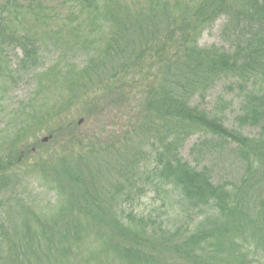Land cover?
<instances>
[{
    "label": "trees",
    "instance_id": "1",
    "mask_svg": "<svg viewBox=\"0 0 264 264\" xmlns=\"http://www.w3.org/2000/svg\"><path fill=\"white\" fill-rule=\"evenodd\" d=\"M222 16L234 30L232 45L200 46L204 30ZM49 42L62 53L35 74L40 46ZM16 49L17 64L10 55ZM78 51L82 67L69 58ZM25 76L36 82L34 95L15 105L10 92ZM222 82L237 100V125H226L217 111L223 95L212 110L192 103ZM129 84L136 86L120 91ZM98 86L119 91L112 103L137 112L134 138H126L134 152L121 171L138 173L114 168L119 175L101 180L88 173L94 166L86 162L82 172L49 150L35 164L58 159L47 164L53 177L43 178L61 205L40 215L4 197L24 180L12 169L30 141L46 128L71 132L70 123L58 130L51 124ZM1 109L0 264H264V0H2ZM246 127L256 133L245 134ZM196 134L216 141L228 176L194 163L199 143L192 160L183 157ZM44 164L39 176L49 173ZM231 165L242 170L238 181ZM138 180L141 188L164 189L165 200L141 211L138 197L147 188L136 195Z\"/></svg>",
    "mask_w": 264,
    "mask_h": 264
},
{
    "label": "rangeland",
    "instance_id": "2",
    "mask_svg": "<svg viewBox=\"0 0 264 264\" xmlns=\"http://www.w3.org/2000/svg\"><path fill=\"white\" fill-rule=\"evenodd\" d=\"M23 1L28 2L31 0ZM127 1L137 2L139 0ZM42 2L45 4L54 3L61 5L62 0H42ZM227 27H229L227 19L224 16L220 17L211 27L204 30L201 37L199 38L200 46L208 47L211 45H217L225 48L230 47L233 42L231 40L234 39V37H231V32L234 33V30L232 31L231 29L229 31L227 30ZM61 50V46L54 45L52 42L41 45V63L37 68L33 69L35 71L34 73H41L47 68L52 67L59 59V56L62 53ZM82 53L83 52L78 51L76 54H71L69 57L72 62H76L81 67L83 66L82 60L85 56L84 53ZM20 54L21 50L19 49L10 51L13 63H18L19 57L21 56ZM116 70L117 69H112L111 73L115 72ZM36 86V82H32L30 76L23 77L16 87L13 86L10 95L11 99L14 101V103H16L15 105H17L19 101L34 95ZM134 86L136 85H126L120 91L126 92ZM102 88L103 86H98V88L95 90L86 93L83 98V100H86L85 102H80L78 106L62 115L61 121L58 119L56 121L59 122H55L53 125L51 124L53 129L58 130L61 125H64V128H66L68 123H70L73 128L71 131L73 137L72 141L69 139V137H71L70 131L64 130L63 132L58 133L55 131V133L52 134L46 130L47 128L39 134L38 139H33L30 141V145H28L23 152V159H21V162L16 165L14 169H12V173L18 174L20 178L24 180L16 190L6 193L4 197L13 196L19 198L25 202L24 208H31L38 214H40V212L48 213L52 210V208L61 205V201H59V199L56 197V189H53L52 186L46 184L43 178V176L47 174H49L50 177H53L52 169H54V165H50L47 168V164L53 162L57 163L58 159L53 156L54 159H47L45 164L44 162H40L38 165L35 164L36 161L41 157L45 159L48 158L50 153L49 150L62 153L64 156L60 160L64 159L63 161L72 164L82 172V165L84 163L87 162V164H89L91 167L94 166V168L88 172L92 177H96L97 174L101 180H105L108 179L109 174L111 173L113 174V178L119 175V172L123 168V164L124 166L127 164L126 157L131 156L134 152L132 148L133 145L131 143L132 140L126 141V138H134V117L137 112L136 110H133V112L129 111V104H122L123 102L121 104L112 103L113 101H111V99H119V91L116 93H111L113 91L102 90ZM220 95H223L225 103L220 102L218 106L219 110L217 111L226 115V125H233V118L237 112L238 103L236 102L237 100L234 99L231 91H229L225 86V83L222 82L212 90L208 91L203 102L199 97H196L194 100H192V103L199 104L203 108L212 110L213 105ZM97 107H102L101 112H98L99 110ZM9 112L10 109L7 111V113ZM4 115H6V113H4V111L1 109L0 141L5 136V133L2 131L5 121L2 119ZM243 131L247 135L250 133L254 135L256 133L255 129L247 127ZM45 137L48 138L47 141L43 140ZM36 140H38V144H36ZM197 143H199L201 150L200 154L195 153V156L200 155V158H197L194 163H198L200 166L206 165L207 167L213 169L215 177L221 174L228 176L225 175L227 174V170L223 168L221 158L216 153V141H213V138L210 135H192L187 140L182 149L183 157L192 160V158L195 156L191 150ZM33 144H35V146ZM124 157L125 159H123ZM42 164H44L45 168L48 169L49 173H41L39 176L36 173V170H38ZM73 166L70 167L71 170L74 169ZM59 169L60 168L58 167L57 170ZM113 169L119 172H113ZM124 170L126 174L130 175L131 177L138 173L137 169L130 170V168L126 169L125 167ZM62 171L63 170H61V172ZM229 171L230 178L238 181L242 174L241 168L238 165H231L229 167ZM136 183L138 185L136 186V189L133 190L136 195L141 194L142 190H146L147 188L146 194L142 196L141 199L138 197L140 200V205L138 207L141 211H147L150 207H153V205H159L165 200L164 197L166 194L164 196V189H158L156 191L155 189L146 186L141 188L142 182L138 180ZM174 192L178 193V191ZM167 221L169 222V220Z\"/></svg>",
    "mask_w": 264,
    "mask_h": 264
},
{
    "label": "water",
    "instance_id": "3",
    "mask_svg": "<svg viewBox=\"0 0 264 264\" xmlns=\"http://www.w3.org/2000/svg\"><path fill=\"white\" fill-rule=\"evenodd\" d=\"M43 140H44V141H47V140H48V138H47V137H45Z\"/></svg>",
    "mask_w": 264,
    "mask_h": 264
}]
</instances>
